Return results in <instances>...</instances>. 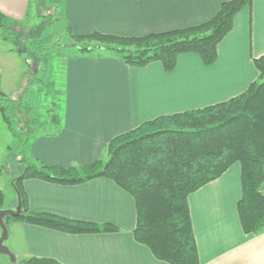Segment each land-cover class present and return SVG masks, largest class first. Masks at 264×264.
<instances>
[{"label":"crops","instance_id":"crops-1","mask_svg":"<svg viewBox=\"0 0 264 264\" xmlns=\"http://www.w3.org/2000/svg\"><path fill=\"white\" fill-rule=\"evenodd\" d=\"M224 1L66 0L64 14L77 34L99 31L140 36L201 23L215 15ZM30 2L0 0V10L20 23L27 17ZM1 36L0 32L2 87L6 66L13 68V73L15 70L17 81L24 68L16 65L23 60L11 47L6 48L8 43ZM263 54L264 0H252L235 15L233 27L218 44L217 59L210 65L195 52L179 54L172 70L160 60L133 65L110 54L70 56L65 62L58 111L61 125L54 133L37 129L29 141V154L45 164L91 163L101 158L114 136L146 120L221 102L243 92L258 79L254 58ZM13 90L17 91L11 86ZM22 139L0 114V163L9 164L11 157H18L24 136ZM22 185L33 211L111 222L119 230L70 233L10 219L6 241L17 263L30 256H45L66 264H171L156 258L147 245L135 239L134 198L111 179L96 177L65 185L33 177L25 178ZM241 195L239 162L190 194L200 264H264V232L243 230L237 206Z\"/></svg>","mask_w":264,"mask_h":264},{"label":"trees","instance_id":"trees-1","mask_svg":"<svg viewBox=\"0 0 264 264\" xmlns=\"http://www.w3.org/2000/svg\"><path fill=\"white\" fill-rule=\"evenodd\" d=\"M42 0H31L29 11L41 9ZM252 0H226L211 18L187 27L123 36L93 31L74 33L66 20V0H48L49 12L43 16L58 28L68 41H49L44 34L29 35L24 51H16L26 66L37 63L36 70L24 71L26 88L38 82L54 88L50 119L37 122L36 129L57 132L61 125L59 103L63 100V78L66 59L81 54L117 56L133 65L160 60L168 70L175 68L181 53L195 52L210 65L218 55V44L232 29L235 15ZM46 17V18H47ZM13 22L0 10L2 39L19 46L21 38ZM60 30V29H59ZM54 33H48L52 36ZM67 50V51H66ZM74 50V51H70ZM259 70L257 80L241 93L221 102L163 114L142 122L137 127L114 136L101 158L84 165L45 164L29 154V141L23 147L13 169L23 176L18 179L23 214L7 216L70 233L114 232L119 227L111 222L69 218L49 211H33L22 183L25 178H40L59 184H77L96 177H106L128 191L134 198L135 239L147 245L156 258L171 264H200L199 249L193 227L189 196L206 183L221 176L233 163L241 165L242 195L238 200L239 218L246 233L264 232V54L255 57ZM28 75L30 80L25 78ZM40 86V88H42ZM55 86V87H54ZM18 99L0 94V114L6 122L21 110ZM20 113V112H19ZM18 118V117H17ZM19 119V118H18ZM39 121V122H38ZM29 131H34L30 127ZM5 164L0 163V174ZM5 193L0 188V208ZM19 264H66L54 257L30 256Z\"/></svg>","mask_w":264,"mask_h":264},{"label":"rangeland","instance_id":"rangeland-1","mask_svg":"<svg viewBox=\"0 0 264 264\" xmlns=\"http://www.w3.org/2000/svg\"><path fill=\"white\" fill-rule=\"evenodd\" d=\"M48 0H42V6H46V2ZM41 8L37 9L35 11H31V14H28L26 19L22 22H20L19 25H13V30H16L20 36L21 43L19 46H16L13 44L12 41H6V48L13 47L17 48L18 50L24 51L26 48L25 42L27 41V36L29 35H39V34H44L46 38L49 39V41H56V42H61V41H68L69 37L63 33L61 28L64 27L63 22H57L58 28H54L53 26L49 25V19L45 15V13H48L49 10L46 7V9ZM47 17V18H46ZM5 29L2 28L0 30L1 34H3V31ZM7 30H5L6 32ZM54 33L52 36H48V33ZM5 44V45H6ZM67 51V50H66ZM71 52L74 50H70ZM15 53V52H14ZM17 55V53H15ZM20 64V66H23V73L24 71H28L29 68L30 70H36L37 69V63L33 62L29 66H26V64L22 61L21 62H16V65ZM7 67V66H6ZM4 68V74H3V84H2V91L7 93L11 98L13 99H18L19 102L23 101L21 103V110L17 113L18 118L16 117V113H12L10 115L11 117V122H6V124L11 127L15 132L18 133L21 137V141H23L22 136H24V141L26 142L27 140H31L33 135L35 134L33 131H29L30 127L36 131V124L37 122H32L31 117L38 119L40 122L47 123L50 119V112L49 108L52 104V97L54 95V88L52 86H48V83L45 85L41 86L38 82H35L34 84H30L28 88H26V85L24 84V78H20L18 81L16 80V72L14 70V73L12 72L13 68ZM29 70V71H30ZM15 74V76L13 75ZM27 79H31L30 76L28 75L25 78V83H27ZM9 89H7L8 87ZM11 86H14L15 90L17 91H10ZM40 86L42 88H40ZM55 87V86H54ZM59 104L61 103L58 102ZM5 120V119H4ZM38 121V122H39ZM14 139V138H13ZM17 142V141H16ZM22 143V142H21ZM16 146H18L15 143L14 139V147L16 149ZM14 153L16 151H13ZM8 163L5 164V170H3L2 175L0 176V188L5 193V203L3 205L4 208H7L9 206H15L16 205V197H15V191L14 187L12 186V179L13 176L16 175L14 171L13 173L9 170L13 169V162H16V159H18L17 156L11 157ZM19 173V172H18ZM8 240V239H7ZM9 241H6V243ZM0 264H19V263H12L8 260V257L5 254L0 253Z\"/></svg>","mask_w":264,"mask_h":264},{"label":"water","instance_id":"water-1","mask_svg":"<svg viewBox=\"0 0 264 264\" xmlns=\"http://www.w3.org/2000/svg\"><path fill=\"white\" fill-rule=\"evenodd\" d=\"M2 92L3 91L1 89V79H0V94H2ZM22 169L23 168L21 166L19 173H16V175H14L12 179V186L14 187L15 197H16V205L9 206L7 208L4 207L0 208V253L5 254L8 257V260L12 263H17L18 258L6 243V240L9 235L7 216L8 215L20 216L21 214H23L22 196L16 184L18 179H20L23 176Z\"/></svg>","mask_w":264,"mask_h":264},{"label":"built area","instance_id":"built-area-1","mask_svg":"<svg viewBox=\"0 0 264 264\" xmlns=\"http://www.w3.org/2000/svg\"><path fill=\"white\" fill-rule=\"evenodd\" d=\"M264 191V190H263Z\"/></svg>","mask_w":264,"mask_h":264}]
</instances>
